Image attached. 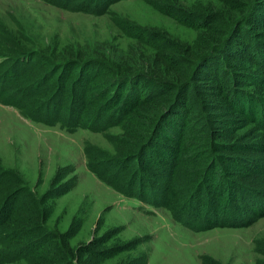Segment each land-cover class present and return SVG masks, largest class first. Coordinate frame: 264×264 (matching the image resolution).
I'll list each match as a JSON object with an SVG mask.
<instances>
[{"label":"rangeland","instance_id":"374dc122","mask_svg":"<svg viewBox=\"0 0 264 264\" xmlns=\"http://www.w3.org/2000/svg\"><path fill=\"white\" fill-rule=\"evenodd\" d=\"M84 75L94 78L89 95L109 98L127 78L139 107L114 126L100 122L103 130L67 131L0 104V169L15 177L4 185L22 193L19 215L35 210L43 250L69 247L71 264L264 263V212L203 223L206 212L241 219L264 203V0H0V91L49 120L75 107ZM167 123L181 132L167 145L181 150L168 170L156 164L152 181L141 165L156 162L151 147ZM108 166L128 196L90 172ZM230 183L253 196L228 205ZM162 186L174 211L156 206Z\"/></svg>","mask_w":264,"mask_h":264},{"label":"trees","instance_id":"16d2710c","mask_svg":"<svg viewBox=\"0 0 264 264\" xmlns=\"http://www.w3.org/2000/svg\"><path fill=\"white\" fill-rule=\"evenodd\" d=\"M104 1V5L108 6L117 0H102ZM237 8V7H236ZM227 16V15H226ZM223 16L222 19L223 20ZM244 19V16L241 17V20ZM217 19H215L216 21ZM225 20V19H224ZM231 20V17L228 16V21ZM246 20V19H244ZM240 23V22H239ZM213 45V46H212ZM217 44H214V41H210L209 44H206V48L211 50L212 52L216 50ZM207 49V50H208ZM213 49V50H212ZM205 55L203 54V57ZM78 65L74 63L73 66ZM90 67H85V70ZM88 70V69H87ZM118 74H122L125 72H121L120 70L117 71ZM121 72V73H120ZM88 74V72L86 73ZM177 77V81H180L183 79L184 76H175ZM87 78V84H84L83 87L80 88V90L76 93V105L72 109L70 107L66 106L64 107L65 112L64 115H59V112H56L54 118H50L49 120H44L42 118H35L33 115H31V109L30 106L25 105V102L21 100L20 97H16L13 93L0 91V104L4 106H9L12 108L17 109L23 116L29 118L32 121L40 122L46 126H52L56 122H59L61 125L64 126V128L69 130H74L77 127L86 128L88 130H103L102 128H99L98 125L100 122H102V125L104 127H110L118 124L121 120L126 118L127 116H130L135 113V109L139 107V104L141 103V99L135 96V88L132 83L127 82V78H120L117 79L119 91L115 92L113 95L114 97H107L108 95L106 93L102 94H96V97L93 95L88 94L87 85L92 84L94 78L90 77V75H84V78L81 79L84 80ZM163 85V82L157 83ZM127 87L126 89H121L122 87ZM164 86V85H163ZM61 93H65L66 91V85H61V89H59ZM225 103H227V106H229L230 109H235L238 112L245 111L248 107V103L246 106L243 105V103L239 104H233V101L224 97ZM250 103V101H248ZM255 108L256 104L250 103ZM57 110H60V107L58 106ZM251 111L253 114V117L255 114L254 110L249 109L248 111ZM251 114V115H252ZM264 115V114H262ZM264 118V116H263ZM118 121H115V120ZM102 120V121H101ZM83 122V123H82ZM90 122L91 124H86ZM82 123V124H81ZM167 123L162 128V134L157 137V140H154L155 143H153L154 151V157L153 159L156 161L155 163L153 160L146 161L144 165H141V173L148 174L149 178H151L152 181H156L158 178L159 170L156 167V164H162L164 167L168 170L170 168L171 161L175 159L177 151L181 150L180 146L177 147H170L167 145L170 140L169 134L171 132L181 133L178 131V128H175L174 125ZM174 133V134H175ZM153 139V138H152ZM171 141V140H170ZM176 141H174V145ZM172 144V145H173ZM162 147L169 149V158H167L163 152H161ZM159 149V150H158ZM258 151L261 153H264V145H260L258 147ZM175 152V153H174ZM120 163H123L120 161ZM120 166V165H119ZM118 174L120 173V170L117 169V166L115 167H109L105 172L99 173L91 168V173L95 175V177L105 184L106 186L112 187L116 192L119 194H124L126 196L127 193L123 192V188L121 187V184L123 181H120V179H116L115 175H113V172ZM161 172V171H160ZM125 173V172H124ZM248 173L249 170H248ZM9 173L3 172L0 169V242L6 243L8 246H10L11 250L4 251L0 249V264H7L14 262L18 259H26V264H71V261L74 257L73 250L69 247H65V249L60 248H53L52 251L43 250L45 243H46V237L41 232V226L38 224L39 218L37 217V214L34 213V209H26L24 211V214L21 216L19 215V205H16L18 202V198H20V195L22 193H18V190H14L13 192L6 191V186L4 185L5 181L10 182L11 180H14L15 177L9 176ZM126 174V173H125ZM11 175V174H10ZM17 180V178H16ZM232 183L229 184L227 187L228 193H230V197L226 200V203L228 205L233 202V199H235L237 196H239L240 203L242 201L243 195L245 196H253L252 193L245 192V193H238L235 194V192H238L237 189L235 190V187H230ZM15 189V188H14ZM65 192L61 191L56 194H63ZM133 196V195H131ZM134 197V196H133ZM156 198V196H154ZM153 197V198H154ZM159 205H156L158 207H163L169 211L177 208V203L174 199V194L171 188L167 186H162V189L159 191L158 198ZM222 200L220 197L218 198V207H220ZM239 204V203H238ZM261 206L257 207L253 211L250 209H247L248 211L244 210L241 215V219L235 218V217H225L222 215L221 217L215 216L214 214H209L206 212V220L203 221V223H208L207 218L210 221L213 222H224L226 220L228 221H235L239 220V222H242L245 219H249L251 216H254L257 213H263L264 212V203L260 201ZM155 206L154 204H152ZM232 205V204H231ZM216 205V208H218ZM209 209V208H207ZM47 213H44V216L41 220H45L47 218ZM264 216V215H263ZM187 226L190 224L189 222H185ZM192 227V226H191ZM40 231V232H39ZM77 251H82L88 253L90 256H93L92 250L88 248H78ZM101 253H98L96 257L101 256ZM96 258L95 256H93ZM80 259L77 262L80 263ZM256 264H264V263H256Z\"/></svg>","mask_w":264,"mask_h":264}]
</instances>
